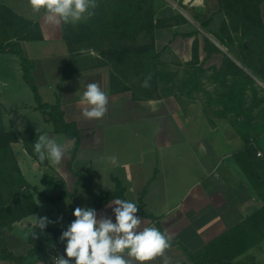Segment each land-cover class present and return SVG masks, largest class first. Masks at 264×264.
Returning <instances> with one entry per match:
<instances>
[{
  "label": "crops",
  "instance_id": "1",
  "mask_svg": "<svg viewBox=\"0 0 264 264\" xmlns=\"http://www.w3.org/2000/svg\"><path fill=\"white\" fill-rule=\"evenodd\" d=\"M0 3L39 22L41 38L22 39L20 45L32 63V75L42 101L60 103L66 120L74 121L80 130L73 168L83 172L89 169L92 187L97 192L115 189L114 177L126 186L127 200L138 204L144 192V210L154 218L137 213L142 220L140 230L155 226L172 237L171 248L144 264H196L204 259L215 264L222 260L226 264L249 261L264 264V238L232 256L248 242V236L222 237L233 227L248 223L247 217L264 205L235 157V153L243 147L241 140L238 141L235 136L234 140L230 136L220 140L210 139V132H214L215 128L209 124H196L194 116H187L179 104L174 105L177 104V95L160 94L150 99H135L131 90L122 89L126 84L122 77L121 80L115 79L118 86L114 88L113 64L102 56L98 48L83 47L78 51L82 54L77 55L64 39L62 23L55 25L48 22L43 12L32 13L27 0H0ZM163 29L157 33L164 32ZM66 64H71L70 75L62 79ZM0 68L9 69L5 80L0 76V102L5 127L15 131L26 128L37 130L39 126L20 120L19 112L22 109L41 112V125L45 126L43 131L67 146L59 165L53 166L49 162L44 166L26 151L22 140L12 144L24 176L38 188V192L34 193L35 199L45 197L47 192L28 179V172L34 176L42 175L50 185H59L60 191L69 195L64 219L54 217V225L65 227L69 224V221L65 223V217L69 219L78 205L86 207L91 199L90 194L76 185V175L69 166L75 139L54 130L42 111L35 108L36 99L21 104L12 102L22 96L20 90L23 83L19 86L17 82L23 79L22 82L28 83L18 54L0 52ZM92 82H98L108 94L107 112L99 120L83 117L84 105L79 104L85 85ZM112 156L117 159L115 165L109 160ZM69 186H72L71 190ZM81 192L86 195H82L85 197L78 202L76 198ZM116 199L120 198L109 201L96 211L97 219L106 217L115 223V205L112 202ZM38 205V212L15 222L8 233L10 251L16 255L23 254L25 262L30 253L28 237L32 226L37 224V220L30 218L39 213ZM253 223H258L255 229L263 230L264 215ZM222 249H228L229 254L223 255ZM38 263L40 260L33 264ZM0 264L19 262L0 252Z\"/></svg>",
  "mask_w": 264,
  "mask_h": 264
},
{
  "label": "trees",
  "instance_id": "2",
  "mask_svg": "<svg viewBox=\"0 0 264 264\" xmlns=\"http://www.w3.org/2000/svg\"><path fill=\"white\" fill-rule=\"evenodd\" d=\"M156 1L97 0L98 8L91 19L74 26L62 24L64 39L77 55L84 46L95 47L112 64L116 65L118 61H122L127 64L126 72L134 71L132 77L136 81L131 85H123L122 89L131 90L135 99L156 97L159 91V81L166 78L159 67L162 61V49L159 50L155 43L156 29L163 27L167 24L165 22L172 18L177 19L179 23L187 22L181 13L168 15L170 12L174 13L171 7L163 11L161 15ZM217 2V9L200 24L205 31L213 33L221 44L228 47L241 62L234 60L206 34L203 35V48L207 53L205 59L208 60L215 53L221 54L220 63H214L211 67L218 80L220 78L224 85H227V91L223 94L224 99H221L226 108L222 116L227 115L229 111L237 113L239 121H236L235 125L244 143L243 147L235 153V157L264 201V158L257 156V149L247 136L246 118L240 121V117H244L242 102L247 96L248 87L256 83V76L264 81V19L261 8L264 0H217ZM217 14L222 15L219 27L214 24ZM195 32L199 34L200 30L196 29ZM143 33L151 35V41L137 44ZM34 38H41L39 22L0 3V52H11L20 56L24 77L35 94L37 101L35 108L42 111L45 119L53 124L56 132L64 133L69 138L75 139L69 166L77 176V185H81L80 188L91 195L86 207H92L97 211L115 198L127 200L126 186L120 179L113 178L116 182L115 189L97 192L92 187L89 169L83 172L73 168V161L79 147L80 130L74 121L66 120L60 103L50 104L42 101L32 75V63L20 45L22 39ZM236 41H240L237 46L234 45ZM195 53L197 57V45H195ZM70 66L71 64L64 66L62 79L69 77ZM149 75L151 76L150 86L142 87L143 81ZM121 77L122 75L114 71L112 79L114 88L118 86V84L115 85L117 83L115 79L121 80ZM37 135V130L31 128L21 131L7 129L3 122L2 103L0 102V252L5 253L6 257L15 258L19 264L33 263H26L23 254L16 255L10 251L8 233L15 222L38 212L39 205L34 196L38 188L24 176L12 144L22 140L24 148L35 160L41 165H48V160L41 163L34 153L33 144ZM143 194L144 192L141 193L138 204H136L139 208L138 214L154 218L152 214L144 210ZM44 196L48 200L55 199L51 195L45 194ZM261 215H264V205L247 217L248 223L237 225L222 235V237L233 238L239 235L248 236V242L244 243L232 256H236L264 238V228L258 231L255 229L258 223H253ZM74 219L75 217L71 216L69 224L65 227L47 224L41 229L37 224L32 226L28 243L30 253L36 255L37 261L46 260L55 251L56 245L61 242L62 232L67 230ZM222 250L223 255L229 254L228 249ZM196 264L215 263L213 261L209 263L204 259L203 261L198 260ZM217 264H226V261L222 260ZM237 264L255 263L249 261Z\"/></svg>",
  "mask_w": 264,
  "mask_h": 264
},
{
  "label": "rangeland",
  "instance_id": "3",
  "mask_svg": "<svg viewBox=\"0 0 264 264\" xmlns=\"http://www.w3.org/2000/svg\"><path fill=\"white\" fill-rule=\"evenodd\" d=\"M217 3V0H202L200 3L196 0L156 1L161 15L163 11L168 9V7H171L174 10V13L170 12L168 15L173 16L176 13H181L184 16L186 15L185 18L187 19V22L179 23L177 19L172 18V20L166 21L165 23L167 24H164L163 27L156 29L154 33L156 46L159 50L162 49V61L159 67L162 69V72L166 77L159 81V90L161 91H158L156 96H160V94L166 96H169L170 94L177 95V104L174 105H180L187 116H194V122L196 124H205L206 126L209 124L212 128H215L214 132H210V139L214 138L220 140L225 136H230V138L234 140L233 137L235 136L238 141L241 140V143H244V139L238 133L235 125V122L239 121L237 120V113L235 111H229L227 115L222 116V113L226 108L221 102V99H224L223 94L227 91V85L225 86L220 78L218 80L211 67L214 63H220L221 54L215 53L208 60L205 59L207 53L203 48L204 34L208 35L221 49L231 55L234 60L238 63L241 62L228 47L221 44L213 33L205 31L200 24L202 20L207 19L217 9ZM261 8L264 19V2L261 4ZM221 18L222 15H216L214 24H217V27L220 25ZM160 29H163L164 32H159L158 34L157 31ZM196 29L200 30L199 34L195 32ZM149 41H151V35L141 34L138 40L139 43L137 44H145ZM239 43L240 41H236L234 45L237 46ZM195 45H197L198 50L197 57L195 56ZM81 54L82 52L78 53V55ZM97 59H99V57H97ZM126 67L127 64L122 61H118L116 65L113 64V70L118 72L119 75H122L123 82L127 85H131L136 81V79L132 77L134 71L130 70L129 72H126ZM7 71H9L8 68H0V76H2V80H5L4 77L8 75L6 74ZM229 79L232 80V78ZM22 81L23 79L21 82H17V85L19 86L23 83V88L20 90V95H22L20 98L21 100L19 99L16 101V99H14L15 101L13 100L12 102H20V104L21 102H34L35 94L32 88L28 86V83ZM115 85H117V83ZM176 91L180 94L176 93ZM242 108L244 117L241 116L240 121L242 122L244 118H246L248 126V133L246 132L247 136L251 140V144L257 149V156L264 158V81L259 77L256 76V83L248 87L247 96L242 102ZM19 114L21 115L20 120L32 122L37 126L41 125V112L22 109ZM7 126H11L9 122L7 123ZM258 152L261 153L259 154ZM27 177L32 183H38L41 185L47 194H50L52 197H59L54 200H48L45 197H37L36 200H38V203L40 204V211L30 219L38 220L47 217L49 221H52V223H48V225L56 224L54 221L55 216L63 220L64 215L66 214L64 211L65 205L70 202L69 195L65 192H61L59 185H50L42 175L34 176L28 172ZM74 179H77V177L75 176ZM70 185H72V181H70ZM78 186L81 187L79 184ZM71 187L69 186L70 190ZM96 188L98 189L99 187ZM82 195L86 194L82 192L79 193L76 198L78 199V202H81V199L85 197ZM68 221V217H65V223ZM25 233L26 231L21 234L23 235ZM27 246L28 245H26V247ZM21 249L24 253V247ZM30 254H28V257L26 258V263H35L36 257H29Z\"/></svg>",
  "mask_w": 264,
  "mask_h": 264
},
{
  "label": "clouds",
  "instance_id": "4",
  "mask_svg": "<svg viewBox=\"0 0 264 264\" xmlns=\"http://www.w3.org/2000/svg\"><path fill=\"white\" fill-rule=\"evenodd\" d=\"M34 14L43 12L46 20L52 24L77 25L91 19L98 8L97 0H27ZM151 76L145 78L142 87H149ZM108 94L102 90L98 82L85 85L79 99L84 105L82 115L86 119H102L107 112ZM45 126L37 128V138L33 150L38 160H48L51 165H59L67 151V146L50 138L43 131ZM112 164L117 163L115 156L109 157ZM131 191V190H130ZM115 223L110 218L97 219L96 210L92 207H76L73 211L75 219L66 231L62 232L61 241L66 240L65 256L53 257L54 264H144L157 256H162L172 246V237L161 232L155 226L143 227L137 215L136 203L126 199L112 202ZM47 217L37 220V226L45 228ZM127 250V251H125ZM128 257L129 259H126Z\"/></svg>",
  "mask_w": 264,
  "mask_h": 264
},
{
  "label": "built area",
  "instance_id": "5",
  "mask_svg": "<svg viewBox=\"0 0 264 264\" xmlns=\"http://www.w3.org/2000/svg\"><path fill=\"white\" fill-rule=\"evenodd\" d=\"M258 153L260 154L261 152ZM66 243H67L66 240L58 243L55 247V251L46 260L40 261V264H54V260L52 258L57 256H65V258H67L64 251ZM73 264H74V260H73Z\"/></svg>",
  "mask_w": 264,
  "mask_h": 264
}]
</instances>
